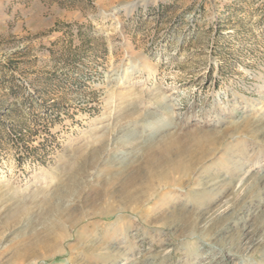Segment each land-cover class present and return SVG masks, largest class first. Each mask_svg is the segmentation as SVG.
Instances as JSON below:
<instances>
[{"label": "rangeland", "instance_id": "rangeland-1", "mask_svg": "<svg viewBox=\"0 0 264 264\" xmlns=\"http://www.w3.org/2000/svg\"><path fill=\"white\" fill-rule=\"evenodd\" d=\"M0 264H264V0H0Z\"/></svg>", "mask_w": 264, "mask_h": 264}, {"label": "bare ground", "instance_id": "bare-ground-1", "mask_svg": "<svg viewBox=\"0 0 264 264\" xmlns=\"http://www.w3.org/2000/svg\"><path fill=\"white\" fill-rule=\"evenodd\" d=\"M108 147H110V146L107 145V144H105L104 146L101 147L100 150H105L106 148H107V150H108ZM108 151H111V152H112V151H113V147H110V150H108ZM6 192H7V191H6ZM15 195H16V194H15ZM156 195H159V194L157 193ZM156 195L154 194L153 197H157ZM2 196H3V195H2ZM18 198H19V197H18ZM76 222H79L78 219H75V223H76Z\"/></svg>", "mask_w": 264, "mask_h": 264}]
</instances>
